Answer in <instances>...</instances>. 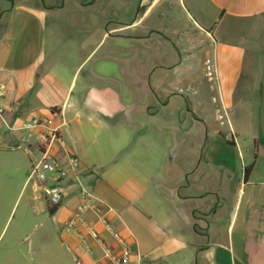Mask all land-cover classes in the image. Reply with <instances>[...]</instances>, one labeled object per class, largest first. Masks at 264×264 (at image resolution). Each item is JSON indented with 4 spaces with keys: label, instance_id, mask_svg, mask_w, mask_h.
Segmentation results:
<instances>
[{
    "label": "crops",
    "instance_id": "0c3cea01",
    "mask_svg": "<svg viewBox=\"0 0 264 264\" xmlns=\"http://www.w3.org/2000/svg\"><path fill=\"white\" fill-rule=\"evenodd\" d=\"M110 1L101 13L100 0H0V156L26 165L19 194L33 164L15 147L24 131L9 126L48 116L54 155L81 159L98 204L87 219L108 241L102 215L123 235L129 264H264V0H188L197 20L182 25L171 7L184 0ZM101 131L117 135L110 149L124 157L95 181ZM79 191L70 185L49 206L46 237L58 225L67 264H93L64 228Z\"/></svg>",
    "mask_w": 264,
    "mask_h": 264
},
{
    "label": "built area",
    "instance_id": "2783aa9c",
    "mask_svg": "<svg viewBox=\"0 0 264 264\" xmlns=\"http://www.w3.org/2000/svg\"><path fill=\"white\" fill-rule=\"evenodd\" d=\"M204 68L207 78L216 81L218 74L214 56L205 58ZM5 88V84L0 81V120L4 123L6 120L2 97ZM222 110L220 118L223 119L227 117V111L224 107ZM9 127L24 131L15 147L23 149L32 160L33 165L27 185L33 193L45 198L50 207L54 208L63 202L68 186L75 185L80 189V200L73 216L65 221L64 228L67 232L74 231L80 236L86 250L94 253L93 264H129L130 248L123 235L102 215L100 220L110 231L111 241H108L87 219L88 212L97 210L98 204L82 181L80 170L82 162L79 156L75 152L69 153L63 162L52 152L54 141L60 138L59 128L53 125L52 118L38 115ZM92 242H95L98 247H95ZM75 259L78 264H83L80 257H75Z\"/></svg>",
    "mask_w": 264,
    "mask_h": 264
},
{
    "label": "rangeland",
    "instance_id": "374dc122",
    "mask_svg": "<svg viewBox=\"0 0 264 264\" xmlns=\"http://www.w3.org/2000/svg\"><path fill=\"white\" fill-rule=\"evenodd\" d=\"M100 1H102V3L104 2V6L98 5L96 10L98 8L99 12L103 13V10L108 8L107 5L111 1ZM129 1L134 3L136 0ZM169 1L164 0L162 4L167 3V5H171L168 3ZM188 4V0H184V8L180 7V5L176 7L174 3L171 7L174 16H176L181 25L190 24L193 18L196 19L194 17L196 15ZM91 12L94 13V7L91 10L84 9L83 13ZM104 41L105 40L101 43L103 47H98L99 50L95 53L90 62L95 61L97 56L105 51L107 42L105 43ZM80 78L78 79L75 91L79 88ZM224 120H226V117ZM210 141L211 140H208V142ZM217 143H223L222 136L214 140V144L218 145ZM95 144L94 155L98 153V158H94V178L91 180L104 181L102 178L107 176H104V173L108 169L115 167L117 161H121L124 155L122 156L123 152L112 155L114 150L111 151L110 148H116L118 144L117 135H103V131H101L99 137H96ZM214 152L218 154L219 151L217 146ZM17 153V155L23 159V153ZM101 156L103 158H99ZM25 166V164L21 167L18 166L17 169L14 164L12 165L10 161L1 159L0 156V264H67L64 258L67 257L66 253L68 254L69 251L61 245V239L59 237L60 227H58V225H50L51 240L48 241L46 237L48 227L46 213L49 210V202L45 198L35 201L32 200L31 197L33 193L30 187L26 188L22 194L18 192V178L26 170ZM84 182L89 186L88 181ZM117 184L120 188L122 183ZM21 222H23L22 225H20ZM31 240L33 241L32 244Z\"/></svg>",
    "mask_w": 264,
    "mask_h": 264
},
{
    "label": "trees",
    "instance_id": "16d2710c",
    "mask_svg": "<svg viewBox=\"0 0 264 264\" xmlns=\"http://www.w3.org/2000/svg\"><path fill=\"white\" fill-rule=\"evenodd\" d=\"M55 208H56V207L52 208V211H54V210H55Z\"/></svg>",
    "mask_w": 264,
    "mask_h": 264
}]
</instances>
